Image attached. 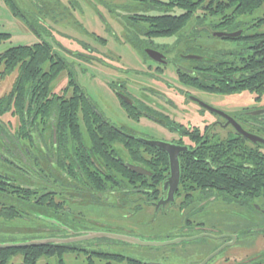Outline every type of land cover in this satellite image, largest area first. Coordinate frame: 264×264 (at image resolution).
Returning <instances> with one entry per match:
<instances>
[{"label":"flooded vegetation","instance_id":"flooded-vegetation-1","mask_svg":"<svg viewBox=\"0 0 264 264\" xmlns=\"http://www.w3.org/2000/svg\"><path fill=\"white\" fill-rule=\"evenodd\" d=\"M68 2L71 4V0ZM216 2L218 0L104 2L107 14L99 17L100 27L97 25L93 31H88L83 23L74 20V25L78 26L68 30L70 47L58 40L51 44L58 56L64 58L61 55L64 54L71 60L67 62L69 72L65 73L66 83L60 91L63 93L72 81L99 121L126 139L127 143L113 146L121 171L109 174L106 162L90 153L91 145L86 138L101 130L85 127L60 130L63 138L58 145V131L53 121L48 128L24 130H12L0 121L3 126L0 128V244L20 242L19 234H23L22 242L62 240L63 243L45 244L68 250L62 258L57 255L47 258L56 260L57 264H203L208 256L232 239L224 237L221 246L212 248L198 263L190 260L196 253L195 247L188 246L190 242L201 238L221 240L220 236H235L233 244L238 241L237 235L213 234L216 220L212 214L219 211L222 203L248 212V223L254 224L248 232L261 234L263 250L239 263L234 257L218 260L220 251L204 264H264V162L260 178L253 177L256 171L252 163L245 165L250 184L248 191L239 194L223 190L217 180L206 179L204 175L196 180L181 177V157L198 151L201 165L203 161L208 162L212 171L225 178L233 164L232 158L228 160L223 154L234 148L238 137L245 139V148H258L264 156V145L250 141L235 126L253 136L256 135L250 133L252 128L264 133V95L258 97L246 90L222 94L206 86L205 80L210 79L207 70L214 63L238 64L239 58L244 57L242 53L218 50L217 56L221 58H215L192 51V44L202 34H232L233 37L220 39L241 40L248 37L246 30L256 21L248 24L244 21L247 17H239L238 27L232 28L222 25L224 21L219 17L205 20L206 14L217 6ZM188 6H194L196 12L202 14H195L185 22L171 19L185 16ZM203 7L208 8L207 11ZM66 13L71 15V11L63 14ZM40 19L27 20L37 35L25 25L38 42L44 40V34H38L35 26L44 30L46 23ZM122 52L136 56L134 64L125 61ZM232 55L234 61L227 58ZM79 66L95 70L129 121L156 129L167 139L140 136L123 123L111 122L79 85L75 72ZM182 74L192 75L196 81L187 84L180 79ZM106 75L111 78L102 79ZM170 76L174 79L172 83L167 79ZM245 92L253 98L244 100L239 109L227 103L223 104L225 110L219 109L200 96L219 95L229 101L230 96ZM224 98L214 99L220 104ZM75 134L81 137L79 145L76 139H71ZM150 141L186 148L178 156L180 177L176 187L171 186L168 154L147 143ZM121 151L126 159L119 155ZM165 158L167 167H156L159 161L163 164ZM132 167L143 172H134ZM206 170L205 167L201 174ZM192 232L197 233L188 234ZM200 235L206 236L185 240Z\"/></svg>","mask_w":264,"mask_h":264},{"label":"trees","instance_id":"trees-1","mask_svg":"<svg viewBox=\"0 0 264 264\" xmlns=\"http://www.w3.org/2000/svg\"><path fill=\"white\" fill-rule=\"evenodd\" d=\"M3 2L13 16L20 18L37 35L33 25L27 21L25 16L21 15L13 0H3ZM216 4L217 6L207 15L214 18L219 17L224 21L222 25L232 28L238 27L239 23L236 20L239 17H252L257 11L264 8V0H218ZM207 9L205 7L203 10L207 11ZM196 10L194 6H188L185 16L179 19L172 17L171 19L184 22L191 20L195 16ZM251 20L256 21L250 28H264V12L261 17ZM9 37V34L0 33V44ZM241 39H245L247 42L248 52L246 55L239 58L238 64L214 63L207 70L210 79L205 80L207 84L205 85L210 87L209 90L217 93L233 94L246 90L260 97L264 95V32ZM0 69V79L15 75L10 91L0 96V117L5 114L15 117L19 124L18 130L48 128L53 121L55 129L58 131V145H61L63 138L59 133L60 130H79L82 127L88 130H101L99 134L89 135L86 138L91 145L90 153L92 157L106 162L109 174L121 171L118 161L114 158L113 146L127 143L126 139L108 124L99 121L83 99L84 95L80 94V90L72 81L68 82L61 96L53 92L52 84L61 74L69 72V70L67 61L53 51L49 42L42 40L31 45L8 48L0 54ZM182 75L184 78L180 79L187 84H193L196 81L192 75ZM26 102L28 105L25 110ZM53 114L55 115L53 116ZM0 128H3L1 123ZM75 135L71 139H76L77 144H81L79 140L81 137L78 138L77 134ZM244 141L245 139L238 137L234 142V148L223 154V157L228 160L232 158L233 164V167L226 171L225 178L212 171L208 162L203 161L201 165L198 151L186 153L181 157V177L196 180L204 175L206 179L217 180L223 190L237 194L248 191L250 176L244 167L252 163L256 171L253 177L260 178V168L264 162V156L260 154L258 148L253 147L249 150L245 148ZM102 146H106L105 149H102ZM209 157L212 159L211 155ZM158 163L156 167H160V165L167 167L166 158L163 164L160 161ZM205 167L207 169L205 174H201ZM123 172L128 173L126 170ZM67 252L66 248H59L52 244L19 249L0 248V264H9L17 254L22 256L20 264H37L42 258H52L55 255L62 258Z\"/></svg>","mask_w":264,"mask_h":264},{"label":"rangeland","instance_id":"rangeland-1","mask_svg":"<svg viewBox=\"0 0 264 264\" xmlns=\"http://www.w3.org/2000/svg\"><path fill=\"white\" fill-rule=\"evenodd\" d=\"M17 7L20 10L21 15L25 16L27 20L32 18L40 17V20H45L44 30L39 28V25H36V29L39 33L44 34V40L52 44L58 40L60 43L65 45V47H70V38L68 36V30L77 27L74 25V20L79 23H83V27L88 31H93L94 27H100L99 17L106 16V10L104 2L107 4H116L118 0H71V4L68 0H13ZM100 1L102 3H100ZM40 8V11L38 10ZM41 5V7H40ZM64 7V8H63ZM66 11H71L69 13L63 14ZM264 12V8L257 11L252 17H247L244 20L246 23L250 24L253 20L252 18H257ZM63 14V15H61ZM196 14L201 15L202 13L196 12ZM65 16V19H61ZM205 20H218L217 18L210 17L206 14ZM61 20V21H59ZM69 20V21H68ZM96 25V26H95ZM68 26H72L69 27ZM85 31V30H83ZM264 32L262 27H253L246 30L245 36H250L257 33ZM0 33L9 34V39L3 41L0 44V54L7 50L10 47L19 46V45H31L35 42H38L34 36L28 31L25 27V24L20 18L13 16L11 11L4 4L3 0H0ZM82 37V36H81ZM80 38V37H79ZM90 42H92L90 40ZM95 45V43L92 42ZM246 44V45H245ZM201 45L202 47H200ZM193 53L197 54H210L215 58H221L217 56L218 50L222 51H232V52H241L242 56H245L248 52L247 42L245 39L241 40H227L220 39L211 36V34L206 33L197 37V42L192 44ZM55 48V47H54ZM236 56H241L237 55ZM63 55L64 59L71 63V60L68 56ZM122 57L125 61L130 64H134L136 56L129 54V52H122ZM100 58V57H98ZM231 61H234L235 56H228ZM81 65V64H80ZM85 65V64H82ZM1 71V69H0ZM77 74V81L79 85L84 89L85 94L93 100L98 107L104 112L105 116L111 120V122L120 125L119 123L125 124L126 127L132 128L138 132L140 136L147 138H152L154 140H166L167 138L163 137L158 130L147 127L136 125L134 122L129 121L124 112L117 106L116 98L113 96L108 87L101 80L100 76H97L95 70L92 67L85 68L84 66H79L75 70ZM97 76V77H94ZM173 76V74H171ZM171 76L167 79L170 83L174 81ZM15 75L10 77L0 79V96L7 94L12 86ZM110 76H105L102 79L109 80ZM67 76L65 73L61 74L59 78L52 84L53 92L57 95H60V91L65 86V81ZM162 87H165L162 85ZM70 95V93H67ZM201 99L206 103L213 105L219 109H224L226 103L229 104L234 109H239L244 105V100L252 97V94L248 92L242 93L240 95L230 96L229 101L224 98V96H211L208 94H200ZM214 98L222 99L224 102L217 104V101ZM251 98V99H252ZM223 100V99H222ZM252 102L253 99H252ZM225 104V106H223ZM0 121L4 126L15 130L18 127L17 119L10 114H5L0 117ZM250 133L264 138L263 131H257L255 129H250ZM119 155L126 159V155L123 151ZM216 220V227L213 231L214 235H237L238 241L231 245L225 247L218 255L217 259L224 261L226 258L234 257L236 262L239 263L243 258H250V255H254L263 250V247L260 244L261 234L256 232H248L249 228L253 227L254 224H250L248 212L245 210L239 209V207H226L224 204H220L219 211L212 214ZM197 232L188 233L189 235L195 234ZM22 235V236H20ZM194 235V236H195ZM18 236V235H17ZM18 239L20 242L23 241V234H19ZM222 243L221 240H211L208 238H201L195 241H192L188 246H193L196 248V253L190 258L193 263H198L200 260L206 257L208 251L212 248L220 247ZM22 261L21 254L15 255L9 262V264H20ZM67 263V260H66ZM37 264H57L54 259L42 258Z\"/></svg>","mask_w":264,"mask_h":264},{"label":"water","instance_id":"water-1","mask_svg":"<svg viewBox=\"0 0 264 264\" xmlns=\"http://www.w3.org/2000/svg\"><path fill=\"white\" fill-rule=\"evenodd\" d=\"M214 37L217 38H229V37H233L232 34H225V33H214L213 34ZM27 104L25 106V110H26ZM237 131L242 134L244 137L248 138L250 141L252 142H258L264 145V140L253 136L251 134H248L246 132H244L237 124L235 125ZM150 145H153L163 151H165L168 156H169V161H170V178H171V186L172 187H176L179 181V177H180V171H179V161H178V156L179 153L186 151L185 147H179V146H175L172 144H168L165 142H160V141H150L147 142ZM134 172H140L142 173L143 171L140 168L137 167H132L131 168ZM202 236H206V235H200L194 238H189V239H185V240H192V239H196V238H201ZM224 237H230L232 239L231 243L229 244H225L224 246H221L218 250H216L215 252H213L210 256H208V258H206L203 261V264L206 263L210 258H212L213 256L217 255L220 251H222L226 246H230L235 242L236 237L235 236H220L218 238L223 239ZM63 243L62 240H54V239H46V240H33V241H27V242H8V243H1L0 244V248L2 249H19V248H26V247H35V246H44L47 243ZM178 242V241H175ZM172 242V243H175Z\"/></svg>","mask_w":264,"mask_h":264}]
</instances>
